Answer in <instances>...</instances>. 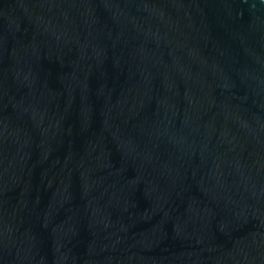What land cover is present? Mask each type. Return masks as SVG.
<instances>
[{"label": "water", "instance_id": "obj_1", "mask_svg": "<svg viewBox=\"0 0 264 264\" xmlns=\"http://www.w3.org/2000/svg\"><path fill=\"white\" fill-rule=\"evenodd\" d=\"M0 264H264V0H0Z\"/></svg>", "mask_w": 264, "mask_h": 264}]
</instances>
